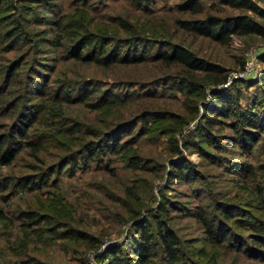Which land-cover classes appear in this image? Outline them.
<instances>
[{"label": "rangeland", "instance_id": "374dc122", "mask_svg": "<svg viewBox=\"0 0 264 264\" xmlns=\"http://www.w3.org/2000/svg\"><path fill=\"white\" fill-rule=\"evenodd\" d=\"M32 1L0 0V86L4 67L12 60L21 59L15 78L0 92V139L11 131L23 103L30 106L45 99L49 108V112L38 117L33 115V108H25L24 112L26 117L35 119L27 131L28 137L46 134L45 149L32 154L23 148L11 165H0V185L6 182L8 186L6 192L0 187V213L9 220L0 219V264H27L29 259L41 264H99V255L116 245L121 247L126 260L131 255L128 249L134 222L153 215L162 201L178 207L176 211L170 210V218H164L177 236L184 264H264L254 256L259 251L248 255L232 247L213 244L194 217L200 206L211 214L215 202L241 205L248 197L245 180L213 162L211 157H201L198 150L181 146L183 141L189 144L195 141L192 133L202 123L203 105L213 103L210 86L203 85V98H191L178 87L176 79H166L173 70L148 62L108 68L82 63L73 61L65 48L53 44L59 36L64 45H68L73 31L80 34L84 30L122 38L125 34H118L113 25L117 16L133 23L155 24L168 30L165 34L175 31L176 18L200 16L176 13L175 5L183 0H86L85 4L82 0ZM254 1L264 8V0ZM63 17V28H56L53 23ZM9 29L17 34L19 40L15 44L4 38ZM179 37L180 33L177 39ZM179 41L197 56L221 66L226 71L225 82L240 73L246 61L252 64V71L243 74V78L233 79L229 85L222 84L218 89L229 88L238 80H256L264 67L257 58L264 54V39L260 37H234L230 44L220 45L184 34ZM97 46L98 49L110 47L109 44ZM135 47L131 52L146 56L157 50V45L149 41ZM124 51L121 45L118 52L122 55ZM43 80L47 83L46 90L37 86ZM239 87L242 105L249 104L254 93L259 92L257 86ZM87 90L91 95L84 101L83 94ZM68 96L74 98L73 101L67 102ZM13 100L15 107L6 109L5 104ZM195 101L199 111L192 116ZM87 103L96 107L90 108ZM144 109L169 111L178 121H186L176 139L181 157L199 174L197 181L168 180L169 163L177 157L172 154L167 136L159 131L163 123L151 119L148 133L137 135L143 123L135 117ZM131 120L132 123L124 124ZM74 123L80 131L67 136ZM165 125L175 124L172 121ZM211 132L221 136L229 134L230 130L215 126ZM125 141L129 142L126 149L109 151L108 147L115 142L121 145ZM84 142L89 148L103 149L85 164L73 155L82 149L79 147ZM223 145L222 152L211 148L208 151L219 157L218 160L240 161L255 167L264 165L262 144L251 153L239 152L234 145ZM68 155L77 161L73 172L65 164L67 160H63ZM132 155L140 157L138 168L132 167ZM258 173V180L264 181V176ZM25 177H30L34 184L22 186L21 179ZM22 211L41 214L60 232L75 230L73 238L55 237L44 230L46 223L26 229L20 219ZM228 225L247 235V230L237 229L233 222L229 221ZM25 243L27 248L21 254ZM159 262V258L154 260V264Z\"/></svg>", "mask_w": 264, "mask_h": 264}, {"label": "trees", "instance_id": "16d2710c", "mask_svg": "<svg viewBox=\"0 0 264 264\" xmlns=\"http://www.w3.org/2000/svg\"><path fill=\"white\" fill-rule=\"evenodd\" d=\"M82 1L83 4L86 3V0ZM32 2L40 3L41 1L33 0ZM175 11L179 14L200 17L193 19L176 18L173 26L175 31L165 34V31L168 30L163 27H158L155 24L149 26L146 22L133 23L127 18L117 16L114 17L113 25L118 34L120 32L125 34L122 38L107 37L84 30L80 34L73 31L70 34L71 41L68 45H64L63 38L59 36L53 44L65 48L69 58L73 61L82 63H92L96 66L108 68L114 65L131 66L148 62L156 64L155 66L159 68L173 70L168 73L169 75H166V79H176L178 87L185 91L186 96L191 98H203V85L210 86L213 103L203 105L202 123L192 133L195 141L190 142V144L189 141H183L181 146L186 149L191 147L198 150L201 157H211L213 162H218L221 167L224 166L231 174L245 180L248 197L241 205L240 203L237 205L231 202H215L211 214L200 206L194 212V217L201 223L208 240L213 244L232 247L234 250L243 251L248 255H254V253H257L256 250L259 252L254 255L255 258L264 261V181L262 179L258 180V172L261 173L262 177L264 176V165L255 167L240 161L218 160L219 157L211 155L208 151L211 148L215 152H222L224 150L223 144L234 145L242 153H251L261 144L264 148V67L256 80H238L233 82L229 88L220 87L218 89L220 85L225 83L226 71L221 66L197 56L189 47L179 41L184 34L207 39L220 45L230 44L234 37H260L264 39V8L254 0H183L175 5ZM64 20L63 17L53 24L56 28L61 29ZM179 33L180 37L177 39ZM4 38L6 40L10 39L13 44L19 40L14 29L5 31ZM144 41L157 45L155 53L146 56L143 53L131 52L137 44ZM98 44H109L110 47L109 49H104V47L98 49ZM121 45L125 49L122 55L118 52ZM257 58L264 65V54L258 55ZM17 59L10 61L4 67V80L0 86V92L6 89L7 82L15 78L21 66V59ZM240 85L257 86L259 88V92L254 93L249 104L242 105L240 103ZM37 86H40L42 90H46L47 83L43 80V83L37 84ZM44 94L47 95V92ZM90 95L89 90L84 92V101L88 100ZM73 99L68 96L65 100L71 102ZM14 105L13 100L6 103L5 108H13ZM87 105L90 108L96 107L93 103H87ZM46 106L45 99L30 106L27 103L21 105L11 131L5 134L3 139H0V165H11L23 148H27L32 154H38L45 149L43 140H46V134L39 133L33 134L34 138L28 137L27 131L31 128L35 119L26 117L24 112H26L25 108H33L35 112L33 115L38 117L39 114L45 111L49 112V108ZM198 111L197 101H195L191 107L192 116L197 115ZM151 119L153 122L163 123L159 131L162 132V135L167 136L169 143H171L172 154L177 157L176 160L174 159L169 163L168 180L197 181L199 174L193 170L187 159L181 157L182 152L176 139V135L186 121H178L175 115L169 111L153 112V110L144 109L135 117V120L143 123V128L137 135L141 137L148 133V123L151 122ZM172 121L175 125H165L166 122L170 123ZM130 123H132V120L124 124L128 125ZM215 126L228 129L230 133L214 136L211 131ZM78 127L75 123L70 125L66 133L67 136L79 132ZM128 143V141H125L119 145V142H115L108 148L113 153L119 152L124 148L126 149ZM87 145L84 142L79 147H82V149L73 154L79 160H82L84 164L103 152L100 147L92 146L89 148ZM130 158L132 167L138 168L139 155H132ZM63 160H67L65 164L70 166L72 172L78 166L73 156L68 155ZM21 184L24 187H29L34 182L30 177H25L21 179ZM0 187L4 192L8 190L6 182L1 183ZM170 210H178L177 205L162 201L153 215L134 222L133 236L130 238L128 249L132 257L129 256L125 260L121 247L116 245L99 255L97 259L99 264H127L128 261H132V264H154V260L157 258H159V264H184L177 236L167 225L164 218H170ZM241 216L246 219L240 218ZM0 219L9 221L2 213H0ZM20 219L23 221L22 225L28 229L46 223L44 230L51 232L60 239H72L75 233L73 229L60 232L48 218L37 212L22 211ZM229 221L233 222L237 229L247 230V235L235 231L228 225ZM26 248L27 243H25L24 250L20 251L21 254L25 253ZM123 254L125 253L123 252ZM26 263L41 264L35 259L26 260Z\"/></svg>", "mask_w": 264, "mask_h": 264}, {"label": "built area", "instance_id": "2783aa9c", "mask_svg": "<svg viewBox=\"0 0 264 264\" xmlns=\"http://www.w3.org/2000/svg\"><path fill=\"white\" fill-rule=\"evenodd\" d=\"M250 71H252V64L249 61H246L243 70L240 73L235 74L231 79L230 78H229V80L227 79V81L223 84V86L229 85V83L233 79H237V78L241 79V78H243V74H245L246 72H250Z\"/></svg>", "mask_w": 264, "mask_h": 264}]
</instances>
